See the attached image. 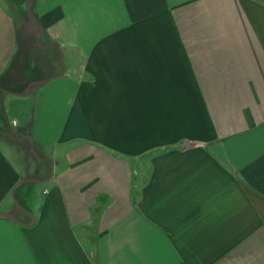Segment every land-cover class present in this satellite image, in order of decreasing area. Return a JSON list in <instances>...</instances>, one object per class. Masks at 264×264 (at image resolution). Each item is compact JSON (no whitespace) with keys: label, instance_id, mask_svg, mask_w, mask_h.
I'll return each instance as SVG.
<instances>
[{"label":"crops","instance_id":"0c3cea01","mask_svg":"<svg viewBox=\"0 0 264 264\" xmlns=\"http://www.w3.org/2000/svg\"><path fill=\"white\" fill-rule=\"evenodd\" d=\"M0 101V264H264V0H0Z\"/></svg>","mask_w":264,"mask_h":264},{"label":"rangeland","instance_id":"374dc122","mask_svg":"<svg viewBox=\"0 0 264 264\" xmlns=\"http://www.w3.org/2000/svg\"><path fill=\"white\" fill-rule=\"evenodd\" d=\"M25 54V58L21 56V62H22V72L25 74H30V73H38L40 72V68L42 66L41 60H36L35 62H32L29 56ZM19 65V64H18ZM1 103V101H0ZM0 114H1V106H0Z\"/></svg>","mask_w":264,"mask_h":264}]
</instances>
